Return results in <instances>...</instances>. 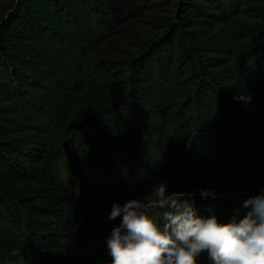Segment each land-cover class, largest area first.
Here are the masks:
<instances>
[{
    "label": "trees",
    "instance_id": "obj_1",
    "mask_svg": "<svg viewBox=\"0 0 264 264\" xmlns=\"http://www.w3.org/2000/svg\"><path fill=\"white\" fill-rule=\"evenodd\" d=\"M159 2L144 31L115 0H0V264H108L112 202L162 180L222 219L264 187V0ZM85 158L107 192L71 187Z\"/></svg>",
    "mask_w": 264,
    "mask_h": 264
},
{
    "label": "clouds",
    "instance_id": "obj_2",
    "mask_svg": "<svg viewBox=\"0 0 264 264\" xmlns=\"http://www.w3.org/2000/svg\"><path fill=\"white\" fill-rule=\"evenodd\" d=\"M198 192L201 199L217 197L214 187ZM195 196L169 192L162 180L148 197L113 201L106 219L120 223L105 238L108 264H204L202 257L209 264H264V187L227 219L214 207L201 214Z\"/></svg>",
    "mask_w": 264,
    "mask_h": 264
},
{
    "label": "rangeland",
    "instance_id": "obj_3",
    "mask_svg": "<svg viewBox=\"0 0 264 264\" xmlns=\"http://www.w3.org/2000/svg\"><path fill=\"white\" fill-rule=\"evenodd\" d=\"M122 1L115 0L113 10L123 23L144 31L153 28L151 16L160 8L159 0H142L139 3L134 1L128 6L121 5ZM81 163L84 168L82 174H86L85 180L78 179L80 176H77L71 165L66 169L71 187L80 190L94 189L103 193L111 188L110 174L106 168L90 158L81 160Z\"/></svg>",
    "mask_w": 264,
    "mask_h": 264
}]
</instances>
